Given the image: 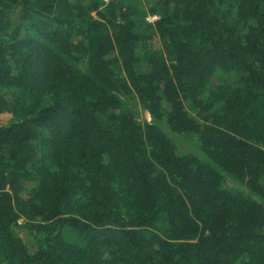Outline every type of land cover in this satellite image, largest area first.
Instances as JSON below:
<instances>
[{"label": "trees", "instance_id": "1", "mask_svg": "<svg viewBox=\"0 0 264 264\" xmlns=\"http://www.w3.org/2000/svg\"><path fill=\"white\" fill-rule=\"evenodd\" d=\"M3 113L0 264H264V0H0Z\"/></svg>", "mask_w": 264, "mask_h": 264}, {"label": "rangeland", "instance_id": "2", "mask_svg": "<svg viewBox=\"0 0 264 264\" xmlns=\"http://www.w3.org/2000/svg\"><path fill=\"white\" fill-rule=\"evenodd\" d=\"M233 77H234V74L224 75L222 72H219L213 76V78L211 79V82L215 84V83H219L221 81V79L222 80H224L225 78L232 79ZM137 109L140 113L139 117H138L139 120L144 121L146 119H150L149 114L145 110H143L140 106H138ZM12 118H13V116L10 113L1 114L0 115V126L8 124L12 120ZM170 134L177 140L179 146L183 150L189 151V150L194 149L193 144H191L187 139L181 138L180 136H178V135L176 136L172 133H170ZM227 182L231 183V184H235V185L240 187V185L238 183H236L234 180H232L230 178L227 180ZM22 222H23V219H21L20 223H22ZM16 231H17L18 235H20L26 241V243L28 244L31 251H34L37 248L36 240H34L26 230L18 227L16 229Z\"/></svg>", "mask_w": 264, "mask_h": 264}, {"label": "built area", "instance_id": "3", "mask_svg": "<svg viewBox=\"0 0 264 264\" xmlns=\"http://www.w3.org/2000/svg\"><path fill=\"white\" fill-rule=\"evenodd\" d=\"M105 1L108 2L109 0H105ZM157 18H158L157 15H149V16L147 17V19H148L149 21H151V22L155 21Z\"/></svg>", "mask_w": 264, "mask_h": 264}]
</instances>
